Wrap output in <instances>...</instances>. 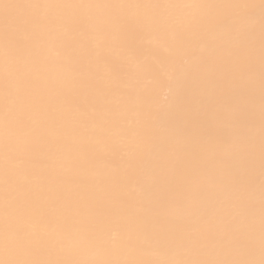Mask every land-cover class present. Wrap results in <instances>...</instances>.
Listing matches in <instances>:
<instances>
[{
  "label": "bare ground",
  "instance_id": "obj_1",
  "mask_svg": "<svg viewBox=\"0 0 264 264\" xmlns=\"http://www.w3.org/2000/svg\"><path fill=\"white\" fill-rule=\"evenodd\" d=\"M0 264H264V0H0Z\"/></svg>",
  "mask_w": 264,
  "mask_h": 264
}]
</instances>
